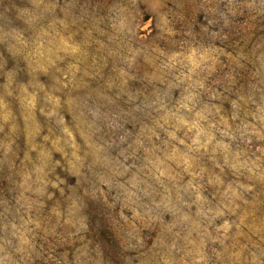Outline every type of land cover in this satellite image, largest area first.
I'll list each match as a JSON object with an SVG mask.
<instances>
[{"label": "rangeland", "instance_id": "374dc122", "mask_svg": "<svg viewBox=\"0 0 264 264\" xmlns=\"http://www.w3.org/2000/svg\"><path fill=\"white\" fill-rule=\"evenodd\" d=\"M0 264H264V0H0Z\"/></svg>", "mask_w": 264, "mask_h": 264}]
</instances>
